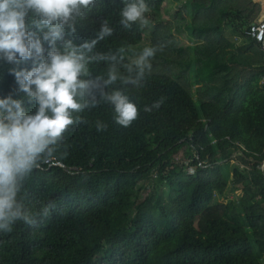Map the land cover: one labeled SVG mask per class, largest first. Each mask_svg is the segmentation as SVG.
<instances>
[{"label": "trees", "instance_id": "trees-1", "mask_svg": "<svg viewBox=\"0 0 264 264\" xmlns=\"http://www.w3.org/2000/svg\"><path fill=\"white\" fill-rule=\"evenodd\" d=\"M164 1L145 0L153 12ZM183 5L193 22L184 27L192 45L177 48L167 30L152 64L172 69H152L139 88L112 86L141 109L131 127L115 125L103 103L78 114L89 123L66 133L67 155L34 171L22 193L32 213L49 203L56 208L47 220L37 217V228L17 223L0 234V264H263L264 171L256 166L264 161V51L244 37L262 6L254 0ZM122 7V0H96L76 23V35L65 39L91 41L107 20L113 35L93 54L127 46V63L145 32L120 25ZM179 18L186 22L182 11ZM11 67L0 61V98L11 94L34 112ZM107 69L104 61L91 63L90 78L106 79ZM162 96L159 110L143 111ZM97 120L109 125L106 132L96 131ZM178 149L184 161L171 168L167 159Z\"/></svg>", "mask_w": 264, "mask_h": 264}, {"label": "clouds", "instance_id": "clouds-1", "mask_svg": "<svg viewBox=\"0 0 264 264\" xmlns=\"http://www.w3.org/2000/svg\"><path fill=\"white\" fill-rule=\"evenodd\" d=\"M122 2L119 23L123 28L150 25L146 14L152 8L145 0ZM95 3L96 0H0V61L14 66L8 72L14 76L18 91L36 106L30 113L23 99H14L11 94L0 98V234L11 233L17 223L37 228V217L47 220L50 210L56 208L49 203L40 213H32L22 193L34 171L55 165L67 155L66 133L74 126L89 123L78 114L103 103L111 106L113 123L121 128L131 127L140 118L138 104L125 91L112 86L119 82L139 88L151 74L152 60L163 52V46H144L127 63V46L114 53L93 54L99 42L113 35L107 20L91 41L76 45L65 39L76 35V23ZM99 61L108 65L106 79L90 78L89 65ZM164 102L162 96L151 107L145 105L143 111L159 110ZM94 126L97 132H106L109 127L100 120Z\"/></svg>", "mask_w": 264, "mask_h": 264}, {"label": "rangeland", "instance_id": "rangeland-1", "mask_svg": "<svg viewBox=\"0 0 264 264\" xmlns=\"http://www.w3.org/2000/svg\"><path fill=\"white\" fill-rule=\"evenodd\" d=\"M185 1L186 0H165L164 4H163V8L161 9L160 12H153L152 11L151 13L146 14L148 19L150 20V25L148 27L142 28L145 32V38H144L142 45L139 48L140 50L142 47L147 46L149 44L155 45L154 41H153L154 37H156V43H157L156 45L162 46L163 44L159 41V39H160V37L163 36V34H165L167 32V30H171V35H172V38L175 39V42H176L175 46L177 48L183 47L184 49H187V47L189 45H192V42L188 38L189 33L187 32L186 29H184V27L188 23H193L189 19V17L186 15V11H184L183 3ZM255 2H257V1H255ZM180 11H182L183 18L186 20L185 23L181 21V18H179V12ZM207 12H210V11H207ZM263 16H264V10L261 9V14H260L258 19H260ZM179 26L182 28L181 34H178L176 32V28H178ZM171 43L172 42L169 41L167 43V45L168 44L171 45ZM134 56L135 55H132V56L127 55V58L129 59V58H132ZM172 56L173 57L178 56L177 52L173 51ZM161 65L162 64H157V66H156L157 69H161V68L166 69V70L172 69V67H169V66L162 67ZM156 67L153 66V69L156 70ZM184 157H185V150L184 149H178L175 153H173L170 156V159H167L168 162H171V163H169L168 166L172 168L173 165L184 161ZM236 163L233 164V166H235ZM158 187H160L161 190L166 189V187L164 185H159ZM263 264H264V257H263Z\"/></svg>", "mask_w": 264, "mask_h": 264}, {"label": "built area", "instance_id": "built-area-1", "mask_svg": "<svg viewBox=\"0 0 264 264\" xmlns=\"http://www.w3.org/2000/svg\"><path fill=\"white\" fill-rule=\"evenodd\" d=\"M244 37L251 39L260 44L262 51H264V16L252 23L245 31ZM235 40H240L241 37H235ZM56 165V164H55ZM49 166H52L49 164ZM258 169L264 171L263 163H258L256 166ZM75 170V169H73Z\"/></svg>", "mask_w": 264, "mask_h": 264}, {"label": "crops", "instance_id": "crops-1", "mask_svg": "<svg viewBox=\"0 0 264 264\" xmlns=\"http://www.w3.org/2000/svg\"><path fill=\"white\" fill-rule=\"evenodd\" d=\"M262 6V9L264 10V0H255Z\"/></svg>", "mask_w": 264, "mask_h": 264}]
</instances>
